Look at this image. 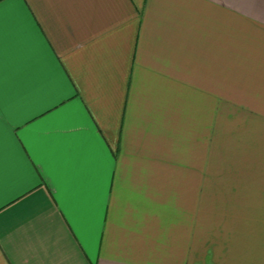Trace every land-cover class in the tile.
<instances>
[{"label": "crops", "instance_id": "1", "mask_svg": "<svg viewBox=\"0 0 264 264\" xmlns=\"http://www.w3.org/2000/svg\"><path fill=\"white\" fill-rule=\"evenodd\" d=\"M4 11L0 264H264V0Z\"/></svg>", "mask_w": 264, "mask_h": 264}, {"label": "snow or ice", "instance_id": "2", "mask_svg": "<svg viewBox=\"0 0 264 264\" xmlns=\"http://www.w3.org/2000/svg\"><path fill=\"white\" fill-rule=\"evenodd\" d=\"M24 0H0V88H2V45L5 28V6L10 4H22ZM3 138V110L0 104V142ZM0 178H2V159H0Z\"/></svg>", "mask_w": 264, "mask_h": 264}]
</instances>
